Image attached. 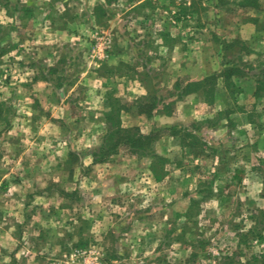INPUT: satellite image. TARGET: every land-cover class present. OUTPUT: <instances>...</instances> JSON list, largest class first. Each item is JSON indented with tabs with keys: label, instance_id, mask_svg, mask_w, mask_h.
<instances>
[{
	"label": "rangeland",
	"instance_id": "rangeland-1",
	"mask_svg": "<svg viewBox=\"0 0 264 264\" xmlns=\"http://www.w3.org/2000/svg\"><path fill=\"white\" fill-rule=\"evenodd\" d=\"M64 1L76 0H0L7 11V15H0V194L12 191L7 182L10 177L4 178L11 171L12 147H29L30 137L41 128L43 142L57 145L52 144L51 135L59 122L52 119L51 110L42 107L46 90L29 88L34 79L63 83L71 106L86 109V114L97 104L91 93L99 88L105 97V112L108 98L120 101L121 106H132L130 112L122 113L124 127L138 128L143 134L157 131L154 149L163 159L137 156L121 148L120 154L109 160L112 163L92 173L80 161L86 153L80 132L89 122H60L66 135L64 143L74 151L69 148L59 166L47 171L49 191L63 198L56 204L60 209L50 216L53 222L48 225L47 237L51 247L45 249L42 264H264V89L256 101H250L251 95L239 94L234 102L222 92L221 102L213 106L196 95L179 98L183 89H177L176 84L189 79L172 77L170 66L181 74V65L185 68L189 58H176L170 65L167 54L154 45H147L138 54L137 45L131 43L120 46L110 58L106 51L115 32L104 27L90 32L87 38L92 44L79 43V49L75 43L60 44L65 55L57 57L52 26L39 25L42 10L31 11L26 6ZM137 1L111 0L118 5L114 16L122 18L125 5ZM190 1L146 0L126 14L135 21L128 34L132 38L140 28L137 18L172 21L192 16L194 12L185 7ZM221 3L227 24L217 28L219 33L231 30L236 35L232 23H252L253 18L258 19L255 26L263 30L254 34L259 40L249 41V50L256 56L247 50L240 53L237 48L226 60H235L246 72L256 67L264 70V14L240 8V0ZM198 10L193 14L196 20L178 26L185 36L196 33L193 38L198 43L192 42L193 48L199 46L200 33L207 29L201 23L207 14ZM47 15L51 20L57 16L50 10ZM161 26H149L144 34L164 33ZM49 49L53 58L40 55ZM155 56L160 62H154ZM213 59L193 57L189 61L196 72L201 65L210 68L219 62ZM99 62L103 66L95 74ZM251 79L257 83L255 78L243 77L241 84H251ZM260 79L264 87V75ZM82 96L89 97L83 106L79 104ZM153 97L160 105L155 118L138 114L135 104L153 102ZM28 98L31 103L25 101ZM170 111L183 123L169 125L157 116ZM174 125L178 126L176 137L165 129ZM101 133L106 134V125ZM53 242L59 245L53 248ZM23 259L18 264H23Z\"/></svg>",
	"mask_w": 264,
	"mask_h": 264
},
{
	"label": "crops",
	"instance_id": "crops-1",
	"mask_svg": "<svg viewBox=\"0 0 264 264\" xmlns=\"http://www.w3.org/2000/svg\"><path fill=\"white\" fill-rule=\"evenodd\" d=\"M145 1L146 0H138L137 3L125 5L126 11L123 13L122 18L114 16V8L118 5L115 2H111V0H76L74 2L64 1L61 3L47 2L43 3L41 7L34 6V8L33 6L30 7L29 4V6H26V9H31V11H33L32 9L42 10L40 11L42 16L38 18V24L43 27L47 25L52 26L51 34L52 37L55 36L56 42L53 43V46H57L55 49L56 52L54 51L57 57L65 55L64 47L61 48L60 44L67 42L69 44L75 43L78 49L80 47L79 43H81V45L84 42L92 44L91 41L93 40L87 38L91 37L90 32L104 27L110 30L111 33L115 32L114 37L111 36V48L106 51L110 58L116 55L120 50V46H129L131 43L132 46L137 45L138 49H135V52L138 54H142V51H145L147 45H154L155 49H159L160 52L164 51V53L167 54L170 65L172 62L174 63L176 58H182V60L193 57H203L206 59L214 58L213 60H216V58L218 59L219 62L216 63L217 66L214 63L210 68L208 64H205V66L201 65L196 72L193 71L189 59L185 68L181 65V69H183L181 74L179 70L178 72L174 70L176 69L174 65L170 66L171 73L173 74L172 77H183L189 79V81L203 80L210 73H220L222 71L221 62L223 54L222 48L218 44H221L224 39L230 41V39L237 38L249 42L251 39H255L254 34L257 33L255 24L251 22L243 24V22H239V20H235V22L232 23V25L235 26L236 31L234 33L237 32L236 35L232 34L231 30L226 33H219L217 28L227 24L224 15L225 12L223 11V3H221L223 0H204L200 3L196 0H191L185 6L188 8V11H192L194 12L193 14H195L199 7L207 14V17L203 18V22H201L203 26H207V29L203 30V33H200L198 47L193 48L192 46V42L196 41V39L193 38V35H196V33H187L185 36L178 27L182 24H189V21L192 22L196 20L197 18L193 14L186 19L182 20L177 18L178 20L172 21L166 18L155 20L152 16L137 18L136 23L138 26L140 25V28L137 30L135 36L131 38V35H129L127 31L135 25V21L126 14L136 7L141 6ZM3 10L4 9L0 6V15H7V11ZM48 10L53 12V14H57L56 18L51 20L47 15ZM70 12L74 13V16H69ZM119 19L121 23L117 21ZM114 25L116 26L113 28ZM153 25H162L161 27L165 32L152 34L150 36L144 34V30H147L149 26ZM214 25L216 26L214 30H208V27ZM87 33H89V35ZM58 43L59 45H57ZM50 49L53 50V47ZM50 49V52L43 51L40 55L53 58L55 55ZM253 54V56H256L255 53ZM121 56L124 57V54ZM160 60L159 57L155 56L154 62H160ZM102 66V62L96 63V67L94 68L95 74L101 70ZM33 71L34 73L37 72L36 69H33ZM103 78V76L100 77V79ZM106 81H110V79H106ZM121 82H125V80L122 79ZM241 82L242 81H240V83ZM28 85H30V89L37 91L36 87H42L47 92V96L43 98L41 104L46 110H51V112H53L51 116L52 119L59 122V125H54L55 132L51 135L54 141L52 144L56 143L57 145L53 147L48 144V141L43 142L41 136L43 135L44 129L41 128L39 131L36 130L37 132L34 136L30 137L31 139L29 140L33 139V141L29 142V147L26 146L25 149H21L15 146L11 149V171H9L4 178L10 177V180L7 182L11 186L10 188L12 191L0 194V264H18L22 257H24L23 264H42L46 258L44 253L45 249L51 247L49 246L47 237L48 225L50 226L53 222L50 216L52 213L56 212V210L60 209L56 204L60 201L58 199L63 197L60 193H51L49 191L48 186L51 184V181L49 182L51 177L48 170L55 169L59 166L63 158L69 152V148L73 150V147L67 148L64 143L66 135L63 128H61L60 122H67L69 120L81 123L89 122L83 126L80 132V136H82L81 140L85 142V144H83L85 148L83 149L86 153L84 159L81 158L80 160L81 163L83 162L84 167L90 168L92 172L94 170L97 171L101 165L108 166L112 163L110 161L95 163L92 155L93 150L99 147L98 144L102 141L101 138L104 137V133H101V131L105 130L106 125L104 120L105 97L101 92L102 89L99 88L96 92L91 93L92 99L97 104L89 108L88 110H90V112L86 114V112H83L86 109L82 108L80 110H75V108L71 106V97L66 91V87L63 86V83L55 84L53 81L39 82L34 79ZM28 85L25 87H28ZM240 85L243 88L242 94L247 96L251 95L250 101H256L257 98L254 95L257 88L256 81L251 79V84L245 83ZM84 86H87V84ZM219 88H223L221 81ZM88 99L89 97L82 96L79 100V104H81V106L88 104ZM31 100L32 99L28 98L25 101L31 103ZM217 102V104H219L221 101L219 100ZM91 105L93 106V104ZM44 113L47 114L46 112ZM50 113L47 115H50ZM157 116L162 117L163 121L165 120L169 125L183 123L176 114H158ZM42 117L43 120H47V117L43 114ZM94 122H97V124ZM45 126L46 124L43 125V128ZM149 133H151V131ZM40 141L42 143H40ZM61 208L63 209L62 206ZM7 218H9L8 224L5 222ZM58 245L57 242H53V248Z\"/></svg>",
	"mask_w": 264,
	"mask_h": 264
},
{
	"label": "trees",
	"instance_id": "trees-1",
	"mask_svg": "<svg viewBox=\"0 0 264 264\" xmlns=\"http://www.w3.org/2000/svg\"><path fill=\"white\" fill-rule=\"evenodd\" d=\"M239 7L247 10H254L258 14H264V0H240ZM186 10H188V8H186ZM252 23L258 25V19L253 18ZM257 29L259 34H261L263 31L262 28ZM255 40H259V37ZM220 46L223 54L222 71L220 73H210L203 80L177 83L176 88L183 89L179 98L196 95L198 97H202L204 103L213 106L217 101H219L223 91L224 93H228L229 99L237 102L236 96L243 93V88L240 85V81L243 77L257 79V88L254 95L256 98H259L260 92L264 89L260 79L264 75V70L256 67L250 68L246 72L241 69L235 60H226L227 57L237 48L240 49V53L247 50L252 54L254 51L249 50L252 49L251 44L241 39L230 41L224 39ZM220 81L223 88H219ZM135 105H137L135 107L138 109V114L146 115L148 118H153L154 114L158 112L160 106L156 97H153V102H144L141 100L140 103H136ZM164 107H167L168 109L169 105ZM131 108L121 106L120 101H111L110 98H108V110L105 112L104 117L106 134L102 139L101 145L92 153L95 163L108 162L113 156L120 154L121 148H125L137 156L163 159L156 154L154 149V146L159 138L157 131H152L149 134H143L138 128L124 127L121 118L122 113L128 111L130 112ZM165 115H172V112L170 111ZM165 129L170 131L172 136H178L179 132L177 131V125L167 126ZM185 131L188 132L187 129H185ZM190 135L191 136L189 137L193 138L194 135Z\"/></svg>",
	"mask_w": 264,
	"mask_h": 264
},
{
	"label": "built area",
	"instance_id": "built-area-1",
	"mask_svg": "<svg viewBox=\"0 0 264 264\" xmlns=\"http://www.w3.org/2000/svg\"><path fill=\"white\" fill-rule=\"evenodd\" d=\"M176 1H180V0H176Z\"/></svg>",
	"mask_w": 264,
	"mask_h": 264
}]
</instances>
